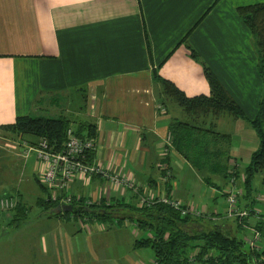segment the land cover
Masks as SVG:
<instances>
[{
	"label": "crops",
	"instance_id": "0c3cea01",
	"mask_svg": "<svg viewBox=\"0 0 264 264\" xmlns=\"http://www.w3.org/2000/svg\"><path fill=\"white\" fill-rule=\"evenodd\" d=\"M259 2L264 0H0V155L18 154L3 126L20 116L51 113L73 125L89 122L95 126L93 161L108 172L127 178L139 192L162 193L196 208L213 223L229 222L230 234L244 229L254 223L252 216L238 223L223 215L222 174L199 173L172 146L164 153L171 121L190 118L164 94L153 71L188 97L208 95L204 63L251 119L262 85L251 34L236 8ZM198 123L227 136L226 174L231 166L241 171L258 145L247 122L222 114ZM216 145L223 148V142ZM31 154V174L41 183L45 164L34 151L23 156ZM12 171L2 164L3 176ZM257 184L263 194L253 198L261 201L239 197L238 209L264 210V170L253 188ZM49 192L46 187L39 197L46 200ZM68 193L75 206L103 202L125 219L85 218L97 224L90 230L80 225L86 214L58 212L60 202L51 201L52 209H43L51 221L40 241L44 255L57 264L62 255L64 264L153 263L140 250L147 246H134L140 235L129 218L135 214L129 207L139 206L134 191L100 174H80L69 182ZM97 232L103 234L91 236ZM50 257L46 264H55Z\"/></svg>",
	"mask_w": 264,
	"mask_h": 264
},
{
	"label": "trees",
	"instance_id": "16d2710c",
	"mask_svg": "<svg viewBox=\"0 0 264 264\" xmlns=\"http://www.w3.org/2000/svg\"><path fill=\"white\" fill-rule=\"evenodd\" d=\"M236 13L251 34L256 59L255 68L262 85L256 102V112L251 119L244 116L243 111L224 89L220 80L204 63L202 64L203 72L209 84L208 95L188 97L172 82L157 75L155 71H153V77L163 86L164 94L175 101L190 118L186 121L173 119L169 134L173 150L199 173H220L226 182L228 177L226 163L229 159L227 136L200 125L199 120L207 115L217 117L228 114L244 119L254 130L258 139L257 148L251 153L248 163L242 170L233 173L241 189L239 197L252 203L255 201L253 177L264 170V2L239 6L236 8ZM186 47L189 49L190 56L198 59L196 51L189 44H186ZM69 127H72L74 133L80 138L95 137L94 124L77 121L73 125L72 120L64 115L20 116L14 123L3 126L4 130L11 134L12 139L24 138L32 145H35L40 138H45L53 151L61 149ZM218 142H223V148H216ZM93 157L94 149H89L85 152L83 161L92 163ZM35 181L40 190L45 192L46 187L39 183L38 179ZM16 201V205L11 209L15 210L17 215H21L19 219L25 218L26 207L21 200L16 199ZM36 204L44 210L52 209L55 205L51 200H44L42 197L36 199ZM72 205L73 211L67 214L73 213L79 216L86 214L87 216L84 217L88 219L96 217L104 222L113 218L119 223L125 219V217L113 216L110 209L112 206L105 205L103 202ZM129 208L135 213L129 218L141 232L135 239L134 246L150 247L154 258L152 264H264L262 261H257L258 258L264 259V222L262 221L251 223L260 232L261 240H263L262 244L260 241L259 249L255 251L248 246L245 248L241 238L224 231L223 225L211 223V226H205L201 222L202 216H182L178 210L167 204L154 203Z\"/></svg>",
	"mask_w": 264,
	"mask_h": 264
},
{
	"label": "built area",
	"instance_id": "2783aa9c",
	"mask_svg": "<svg viewBox=\"0 0 264 264\" xmlns=\"http://www.w3.org/2000/svg\"><path fill=\"white\" fill-rule=\"evenodd\" d=\"M18 147L23 150V154L27 156L30 152L34 151L39 161L45 164L44 170L40 175L41 183L50 189L49 194L46 196V200L57 201L60 204H72L73 198L68 193L69 182L72 178L78 175H92L100 174L106 177L112 184L120 187L131 189L137 194L138 205H151L154 203H163L178 210L180 215H192L202 216L203 212L192 208L190 206L183 205L179 200H175L165 194L153 193L151 190L145 192H139V189L130 183L127 178L120 176L116 173H110L107 168L95 163H86L83 161L85 152L89 149H94V142L91 138L78 137L72 127L67 128L66 138L62 144L61 149L53 151L48 145L45 138H40L35 145L29 144L25 141L16 142ZM171 136L165 141L163 151L166 153L171 148ZM232 165V164H231ZM234 169L231 166L228 171V177L226 180V187L224 188V200L226 207L223 215L225 217H234L238 223H242L244 218L249 215L254 218V221L264 222V214L258 209L252 208L238 209L237 199L241 195V189L237 185L236 178L234 177ZM242 179V176H240ZM255 200L261 201L259 195L255 196ZM16 199L8 196L0 197V211H7L14 207ZM88 204H90L88 202ZM87 205V204H85ZM249 212V213H248ZM84 219L80 221V225L84 227ZM244 225V224H243ZM244 229L247 230L248 235L243 238V242L249 249L257 251L260 247L261 234L253 227L252 224H245ZM257 261L264 262L263 258H258Z\"/></svg>",
	"mask_w": 264,
	"mask_h": 264
},
{
	"label": "rangeland",
	"instance_id": "374dc122",
	"mask_svg": "<svg viewBox=\"0 0 264 264\" xmlns=\"http://www.w3.org/2000/svg\"><path fill=\"white\" fill-rule=\"evenodd\" d=\"M172 106L181 110L175 103H173ZM40 115L53 116L51 113H42ZM9 137L8 139L12 140V136L9 135ZM23 140L27 141L24 138ZM14 141L18 142L20 140L15 139ZM15 152L18 154L13 153V151L10 153L4 152L3 155L7 154V159H5V157L3 159V155H0V197L8 196L13 197L14 199L20 198L23 205L26 207V216L25 218L22 217V219H19L21 215H17V212L13 209L0 211V264H46L50 255L49 253L45 255L43 254V248L41 249L40 241H42L41 237H44L45 230L51 221L48 219L43 208L36 204V199L43 194L31 174L33 154H31V157L25 159L23 156V150L20 147H18ZM6 163L12 165V176L9 178L3 176L1 172L2 164L5 165ZM233 169L235 170V168ZM259 174L260 173H257L253 177L252 184L258 180ZM258 186L259 185L257 184V187L253 188L254 194H263V191L259 189ZM259 204H261V202H257L258 206H260ZM260 212L264 214V210H261ZM202 217V224L205 226H211L213 221L206 217L205 214H203ZM220 224L223 225V230L229 233V222L223 221ZM83 226L92 230L93 226L97 227V224L85 221ZM126 228L131 231V227ZM97 234L98 236H101L103 233H91V236L93 237ZM245 234L248 235L246 229H235L231 232V235L241 238L242 240L246 236ZM260 241L262 244L263 240ZM244 247L247 248L245 243ZM140 250H144L146 259L153 256V251L150 247L141 248ZM63 258L62 255V264L65 262V259ZM50 260L57 264L54 257H50Z\"/></svg>",
	"mask_w": 264,
	"mask_h": 264
},
{
	"label": "water",
	"instance_id": "95a60500",
	"mask_svg": "<svg viewBox=\"0 0 264 264\" xmlns=\"http://www.w3.org/2000/svg\"><path fill=\"white\" fill-rule=\"evenodd\" d=\"M55 210L58 212H72L73 208L71 204H59L55 207Z\"/></svg>",
	"mask_w": 264,
	"mask_h": 264
}]
</instances>
